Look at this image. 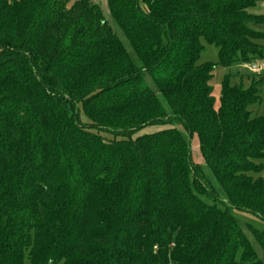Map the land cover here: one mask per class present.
Wrapping results in <instances>:
<instances>
[{"label": "trees", "instance_id": "1", "mask_svg": "<svg viewBox=\"0 0 264 264\" xmlns=\"http://www.w3.org/2000/svg\"><path fill=\"white\" fill-rule=\"evenodd\" d=\"M105 1L0 0V264H264V0Z\"/></svg>", "mask_w": 264, "mask_h": 264}, {"label": "rangeland", "instance_id": "2", "mask_svg": "<svg viewBox=\"0 0 264 264\" xmlns=\"http://www.w3.org/2000/svg\"><path fill=\"white\" fill-rule=\"evenodd\" d=\"M77 1L80 0H70V3L72 4ZM87 1L99 7V9L103 14L104 20L106 21L108 26L112 30H114V24L108 11L107 2L105 0H87ZM248 11L256 15H264V5L259 4L255 8L250 9ZM202 45L204 49L200 54L199 63H211L214 65L210 86L212 89L211 95L215 103L216 104L218 103L221 85L226 77L228 78L229 84L231 86L242 85L244 89L249 88L253 84L259 85L261 83L260 104L257 105L256 107H253V113L258 115L264 114V73L258 71V69L261 66H264V60L253 61L248 64L234 62L229 67H222L221 65H219L217 50L214 47L205 44L203 41H202ZM261 45H264V41L261 42ZM252 66H254V68H252ZM80 119L82 121L86 120L82 114L80 115ZM167 127L169 126L146 127L140 130L139 132L135 133L132 137L135 138L143 134H152ZM176 128L180 132L185 133V131L181 126H177ZM189 143H190L192 161L196 164L202 163L201 157L199 155L198 141L196 137L189 138ZM262 176H264V172H262ZM232 214L241 223L249 224L253 228L264 232V222H261L256 217L250 214L237 212V211H233Z\"/></svg>", "mask_w": 264, "mask_h": 264}, {"label": "built area", "instance_id": "3", "mask_svg": "<svg viewBox=\"0 0 264 264\" xmlns=\"http://www.w3.org/2000/svg\"><path fill=\"white\" fill-rule=\"evenodd\" d=\"M258 71L264 73V66H261Z\"/></svg>", "mask_w": 264, "mask_h": 264}, {"label": "water", "instance_id": "4", "mask_svg": "<svg viewBox=\"0 0 264 264\" xmlns=\"http://www.w3.org/2000/svg\"><path fill=\"white\" fill-rule=\"evenodd\" d=\"M254 68V66H252Z\"/></svg>", "mask_w": 264, "mask_h": 264}, {"label": "crops", "instance_id": "5", "mask_svg": "<svg viewBox=\"0 0 264 264\" xmlns=\"http://www.w3.org/2000/svg\"><path fill=\"white\" fill-rule=\"evenodd\" d=\"M253 68V67H252Z\"/></svg>", "mask_w": 264, "mask_h": 264}]
</instances>
